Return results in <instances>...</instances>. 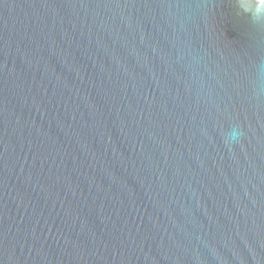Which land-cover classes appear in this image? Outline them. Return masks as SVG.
I'll list each match as a JSON object with an SVG mask.
<instances>
[{
    "label": "water",
    "instance_id": "1",
    "mask_svg": "<svg viewBox=\"0 0 264 264\" xmlns=\"http://www.w3.org/2000/svg\"><path fill=\"white\" fill-rule=\"evenodd\" d=\"M246 2L0 0V264H264Z\"/></svg>",
    "mask_w": 264,
    "mask_h": 264
},
{
    "label": "clouds",
    "instance_id": "2",
    "mask_svg": "<svg viewBox=\"0 0 264 264\" xmlns=\"http://www.w3.org/2000/svg\"><path fill=\"white\" fill-rule=\"evenodd\" d=\"M244 11L255 18H264V0H247L242 4ZM240 133L237 129H233L229 134L226 142H230L239 137Z\"/></svg>",
    "mask_w": 264,
    "mask_h": 264
}]
</instances>
